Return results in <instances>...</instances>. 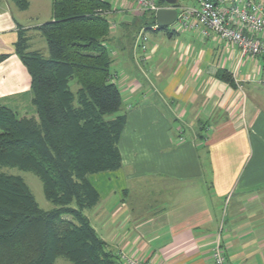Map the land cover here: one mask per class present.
I'll list each match as a JSON object with an SVG mask.
<instances>
[{
  "label": "crops",
  "instance_id": "0c3cea01",
  "mask_svg": "<svg viewBox=\"0 0 264 264\" xmlns=\"http://www.w3.org/2000/svg\"><path fill=\"white\" fill-rule=\"evenodd\" d=\"M106 1L107 42L118 48L110 52L112 76L124 104L113 117L125 121L121 166L87 176L99 196L86 213L90 223L118 257L213 264L219 238L229 264H264V56L241 57L212 33L150 29L151 16L132 11L130 0ZM51 3L29 0L20 9L0 0V53L7 54L0 102H27L30 76L14 43L21 28L27 49L39 51L35 26L51 20ZM141 29L144 52L136 46Z\"/></svg>",
  "mask_w": 264,
  "mask_h": 264
},
{
  "label": "trees",
  "instance_id": "16d2710c",
  "mask_svg": "<svg viewBox=\"0 0 264 264\" xmlns=\"http://www.w3.org/2000/svg\"><path fill=\"white\" fill-rule=\"evenodd\" d=\"M13 1L28 6V0ZM110 9L106 0H52L51 20L35 26L48 56L29 51L18 29L14 52L30 76V91L25 105L0 102V264H54L57 257L124 264L83 213L99 200L88 174L121 166L117 141L125 118L108 117L122 102L106 46ZM141 14L155 24L153 12ZM6 57L0 53V62ZM5 167L35 173L54 207L41 209L23 179Z\"/></svg>",
  "mask_w": 264,
  "mask_h": 264
},
{
  "label": "built area",
  "instance_id": "2783aa9c",
  "mask_svg": "<svg viewBox=\"0 0 264 264\" xmlns=\"http://www.w3.org/2000/svg\"><path fill=\"white\" fill-rule=\"evenodd\" d=\"M132 11L155 13L162 7L155 0H130ZM175 22L180 28L212 33L218 40L238 48L241 57L264 56V3L255 0H198L195 5L177 6ZM156 29L157 25L150 26ZM147 35L141 29L136 36L138 50H146ZM264 86V74L261 80ZM213 264H229L220 243L215 241L211 252ZM124 264H154L148 259L121 254Z\"/></svg>",
  "mask_w": 264,
  "mask_h": 264
},
{
  "label": "rangeland",
  "instance_id": "374dc122",
  "mask_svg": "<svg viewBox=\"0 0 264 264\" xmlns=\"http://www.w3.org/2000/svg\"><path fill=\"white\" fill-rule=\"evenodd\" d=\"M178 1H180V3L185 2V0H178ZM28 3H29V0H28ZM36 7L37 6H35L32 3L31 9H29V14L36 12V10H37ZM47 7L48 6H45V11H47ZM146 16L149 17V15H146ZM133 27L134 26H128V30H126L127 32L125 34H123L122 41H124L125 44H126V42H128V39L131 36V32H132ZM169 27L172 30V29L179 28V25H178V23L174 22ZM34 42H36L37 45L38 44L40 45V47H38V49L41 52V54L44 56H48L46 42H45L44 38L42 37L41 33H39V35L35 37ZM106 46L109 50V53L111 52V55H113L114 52H116L118 50V48L115 47L116 44H114V43L112 44V43H109L106 41ZM112 59H113V56H112ZM110 70H111V73L114 72L113 65H111ZM25 98L26 97H24L22 100H18V101H15V99H13V100H10L7 102H1V104H4L5 106H8V107L25 105L26 104V101H24ZM123 109H124V104H122V106H121V111H123ZM114 115H115V113L108 116V117L112 118ZM3 171L20 176L23 179V181L26 183V185L28 186L30 192L32 193V195L35 199V201L37 202L38 206L41 209L49 210V209L54 207L51 202L46 200L44 193H43L41 180L35 173H33L32 171L20 170L16 167H5V168H3ZM87 212H89L88 209H85L83 211V213L85 215ZM66 218H70V217L67 216ZM54 264H73V263H71L70 261H68L64 257H57L54 261Z\"/></svg>",
  "mask_w": 264,
  "mask_h": 264
},
{
  "label": "water",
  "instance_id": "95a60500",
  "mask_svg": "<svg viewBox=\"0 0 264 264\" xmlns=\"http://www.w3.org/2000/svg\"><path fill=\"white\" fill-rule=\"evenodd\" d=\"M165 6L158 8L154 13L155 23L158 27L168 28L175 22L178 0H163Z\"/></svg>",
  "mask_w": 264,
  "mask_h": 264
}]
</instances>
